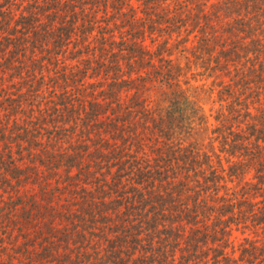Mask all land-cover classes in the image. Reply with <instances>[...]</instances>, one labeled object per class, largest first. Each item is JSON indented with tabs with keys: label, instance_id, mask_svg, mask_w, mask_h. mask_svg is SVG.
Listing matches in <instances>:
<instances>
[{
	"label": "trees",
	"instance_id": "16d2710c",
	"mask_svg": "<svg viewBox=\"0 0 264 264\" xmlns=\"http://www.w3.org/2000/svg\"><path fill=\"white\" fill-rule=\"evenodd\" d=\"M0 264H264V0H0Z\"/></svg>",
	"mask_w": 264,
	"mask_h": 264
},
{
	"label": "rangeland",
	"instance_id": "374dc122",
	"mask_svg": "<svg viewBox=\"0 0 264 264\" xmlns=\"http://www.w3.org/2000/svg\"><path fill=\"white\" fill-rule=\"evenodd\" d=\"M195 85H199V83L198 84H195ZM202 97V94L201 95H199V98H201ZM211 108H212V106H211V104H209V103H207L206 105H205V110H206V113H207V115H211ZM215 108H217V107H215ZM210 123L211 124H214V119H213V117H211L210 118Z\"/></svg>",
	"mask_w": 264,
	"mask_h": 264
}]
</instances>
